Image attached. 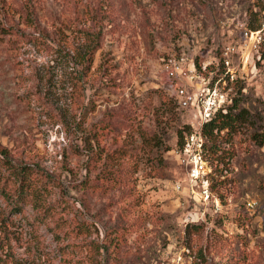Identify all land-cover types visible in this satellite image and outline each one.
<instances>
[{
  "label": "rangeland",
  "instance_id": "374dc122",
  "mask_svg": "<svg viewBox=\"0 0 264 264\" xmlns=\"http://www.w3.org/2000/svg\"><path fill=\"white\" fill-rule=\"evenodd\" d=\"M28 1L39 35L0 9V264H264V0ZM231 44L228 96L256 125L202 145L192 179L174 149L198 117L162 59L184 53L199 90Z\"/></svg>",
  "mask_w": 264,
  "mask_h": 264
},
{
  "label": "built area",
  "instance_id": "2783aa9c",
  "mask_svg": "<svg viewBox=\"0 0 264 264\" xmlns=\"http://www.w3.org/2000/svg\"><path fill=\"white\" fill-rule=\"evenodd\" d=\"M249 34L254 39L258 37V31H249ZM245 35H248L247 31ZM237 52L233 44L227 45L221 56L225 75L212 83L204 81L205 87L199 90L194 88L193 82L200 76L194 64L188 63L184 53L170 54L162 59L161 69L167 78L165 93L173 98L180 108L195 110L198 117L197 128L186 135L180 148L174 149L175 157L188 169L192 179L199 178L205 172L206 166L202 156L203 136L199 131L200 126L210 119L216 110L230 102L226 86L235 79L231 55ZM179 187L180 185L175 186L176 189ZM203 192L207 199L208 189Z\"/></svg>",
  "mask_w": 264,
  "mask_h": 264
},
{
  "label": "trees",
  "instance_id": "16d2710c",
  "mask_svg": "<svg viewBox=\"0 0 264 264\" xmlns=\"http://www.w3.org/2000/svg\"><path fill=\"white\" fill-rule=\"evenodd\" d=\"M4 2H5V0H0V9H3ZM16 2H17L18 6L13 5L14 6L13 7L14 12L18 13V17L24 23L25 26H27V27L33 29L34 31L38 32V35H39V32H42V29H41L40 24L37 20L35 8L32 7V5L30 4V2L28 0H24L22 3L18 2V0H16ZM4 11H5V9H4ZM263 25H264V21L262 20V17L261 18L255 17L254 19L249 18L248 23H247L248 29H250V30H256V29H259L262 27H263L262 30H264ZM7 27H8V29H7ZM14 27L15 26L1 25L0 30L2 32H8L10 29H12L13 31H16V29ZM34 39L37 40L38 37H36L34 35ZM99 47H100V43L98 41H96L94 45H92L87 51L84 52L82 62L84 64V71L86 73L91 68V63L93 60V54L95 53V51ZM222 65H223V62H222ZM199 69L200 68L198 67V71H199ZM222 73L223 74L221 76H215V75L211 76V78L208 80V82L212 83L213 81H216L217 79L223 77L225 75V68L223 69ZM165 95L178 108H180L173 98L169 97L166 93H165ZM180 109H184V108H180ZM255 125H256V120H255V117L253 115V112L248 107L241 105L239 103V99L237 97L232 96L230 99V102H228L223 107L216 110L213 113L212 117L210 119L204 121L202 123V125L200 126V133L204 138V141L202 143L203 148L207 147L208 150H211L212 153H215V152H217L218 147L220 146V143L223 142L221 140L223 136H225V135L231 136L237 130L242 129L244 126L253 127ZM187 128H188V132H187V134H188V133H190L189 126H187ZM221 132H224L223 136H220ZM256 134L257 133H255V131L252 132V136H256ZM182 138H183V135H180L179 141L183 144ZM145 139H147V138H145ZM151 142H153V145L160 144V142L157 139L156 140L153 139V140H151ZM124 155H125V148H123V150L120 152V157L123 158ZM0 157H2L4 162H6V155H4V149L1 147H0ZM27 170H28V168L22 167L20 169L19 173H15V174L20 175V177H19V181H21L20 183H24V181L26 179ZM20 192H21V190H20ZM2 194L6 195V193L4 191H2Z\"/></svg>",
  "mask_w": 264,
  "mask_h": 264
}]
</instances>
